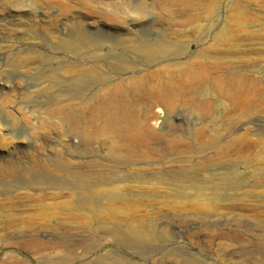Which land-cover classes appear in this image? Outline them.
I'll return each mask as SVG.
<instances>
[{"label":"rangeland","instance_id":"374dc122","mask_svg":"<svg viewBox=\"0 0 264 264\" xmlns=\"http://www.w3.org/2000/svg\"><path fill=\"white\" fill-rule=\"evenodd\" d=\"M129 83L173 89L171 158L103 161ZM0 222V264H264V0H0Z\"/></svg>","mask_w":264,"mask_h":264},{"label":"bare ground","instance_id":"6f19581e","mask_svg":"<svg viewBox=\"0 0 264 264\" xmlns=\"http://www.w3.org/2000/svg\"><path fill=\"white\" fill-rule=\"evenodd\" d=\"M80 36L82 41L85 42L90 41V39L83 33H80ZM140 52L148 60H151L155 57H160L159 52L153 50L152 47L150 46H148L145 49H142V51ZM125 71H127V69H125ZM141 90L143 89H140V87H138L136 83H129L126 86H118L114 89L112 95L113 97L119 95L122 96L121 101H116L114 99L111 101L105 100L97 104V106H95L98 117H102L105 120V124L98 131L102 133L107 139L111 140L108 157L106 159H103V161L106 163H112L114 157L121 152H124L125 155L131 160L133 157H137L139 160H143V159H147L152 155L159 153L161 156L170 157V155H174V153L180 148V145H178V143L174 139V134H175L174 128L172 126L166 125V121L160 133H157L154 130V126H156L157 123L160 122L159 115L161 114V117L163 116L164 111L160 107L165 106L166 104L169 103L170 100L173 99L174 96L173 89L162 86L159 89H155L151 87L148 89L146 88L143 91ZM129 94H131V97L133 98L128 96ZM51 113L58 114L63 121L74 118L72 111L68 110L66 107H59V108L56 107L54 110H51ZM198 133H199L197 134L198 139L204 142L205 133L203 132H198ZM153 144H155L156 146L154 147ZM183 148H187V147L184 146ZM76 158H78L79 160H84L83 162H85L87 159L82 155L76 156ZM88 160H92V159H88ZM54 163H56V167L54 168L60 169L59 162H56L55 160L50 161L48 167L53 166ZM90 163L100 164V162L95 160L91 161ZM136 166L137 165L135 163L129 164L130 169H135ZM86 168L87 169H85V171L83 170V171L72 172V177L74 180L73 188L82 197L84 195H86L87 197L86 199L84 198L85 196L83 197L82 200L83 203L89 202L90 199L92 198L90 193L92 192L96 183L100 181L101 184L107 183L103 181L107 179L105 177L102 178L101 176L98 182H93L91 179L88 178L89 177L88 175L90 173L93 174V172L89 169V167ZM228 171L229 172L225 174L226 175V177L224 178L225 181H228L229 179L227 178L228 176L235 177L236 175L235 167H230ZM235 179L236 181L240 180L238 177ZM12 224L14 223L12 222ZM17 226L19 225L17 224ZM62 228H63L62 226L55 224L54 226L50 227V230L56 232L62 230ZM117 229H112L113 230L112 232L115 233V235H117L116 233L121 234L120 232L116 231ZM18 231H24V230L19 229ZM128 239H129L128 236H124L122 239L119 238L121 243H128Z\"/></svg>","mask_w":264,"mask_h":264}]
</instances>
